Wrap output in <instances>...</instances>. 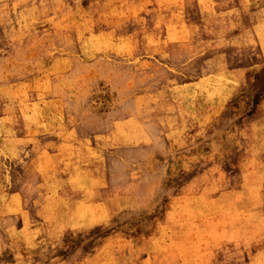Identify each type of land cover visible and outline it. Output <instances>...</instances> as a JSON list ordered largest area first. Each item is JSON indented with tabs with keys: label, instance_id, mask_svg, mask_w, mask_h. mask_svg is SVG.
I'll return each mask as SVG.
<instances>
[{
	"label": "rangeland",
	"instance_id": "1",
	"mask_svg": "<svg viewBox=\"0 0 264 264\" xmlns=\"http://www.w3.org/2000/svg\"><path fill=\"white\" fill-rule=\"evenodd\" d=\"M0 264H264V0H0Z\"/></svg>",
	"mask_w": 264,
	"mask_h": 264
}]
</instances>
